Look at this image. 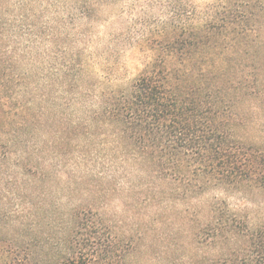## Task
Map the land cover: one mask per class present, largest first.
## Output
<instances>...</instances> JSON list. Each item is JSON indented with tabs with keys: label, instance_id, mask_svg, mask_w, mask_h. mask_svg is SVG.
Segmentation results:
<instances>
[{
	"label": "rangeland",
	"instance_id": "374dc122",
	"mask_svg": "<svg viewBox=\"0 0 264 264\" xmlns=\"http://www.w3.org/2000/svg\"><path fill=\"white\" fill-rule=\"evenodd\" d=\"M76 1L0 0V24L5 20L12 23L19 16L27 19L24 23H49L54 16L75 15ZM216 13L232 21L229 38L234 39L228 41L240 42V48L228 51L223 77L226 86L230 78L235 82L234 88L224 85L223 89L234 94L230 109L233 135L244 148L264 154V0H114L93 10L91 18L62 22L56 32L62 30L68 37L50 42L37 39L36 47L46 53L51 49L52 62L57 64L62 52L69 55L75 40L79 41L74 27L81 28L93 37V66L84 71L75 88H62L57 82L45 89L46 98H50L45 113L30 122L37 134L35 154L24 163L27 178L16 189H27L35 201L50 209L48 219L69 210L81 217L82 212L97 233L86 236L79 228L73 231L74 225L66 219L46 224L42 214L32 215L22 225L11 192L15 185L2 178L1 170L0 248L12 249L16 264H61L66 254L74 256L64 253L63 237L68 246L69 242L74 245V240L90 243L103 234L110 236L111 260L121 253V264H232L234 256H241L248 235L264 224L263 185L199 186L190 175H175L130 152L85 111L97 106L100 90L113 87L117 72L126 68L132 77L144 54L138 47L122 46L118 52L111 50L108 57L100 56L107 36L115 32L133 44L148 30L154 33L150 39L154 45L162 23L171 22L174 15L173 24H178L184 42L195 34L194 24ZM9 25L6 36L12 32ZM14 44L9 40L8 48ZM43 82L34 79V92H43ZM71 98H76L75 102L70 103ZM53 99L55 103L50 104ZM11 158H15L13 154ZM37 162L41 167L34 177ZM6 214L15 220L12 225H3ZM91 264L105 263L98 258Z\"/></svg>",
	"mask_w": 264,
	"mask_h": 264
},
{
	"label": "trees",
	"instance_id": "16d2710c",
	"mask_svg": "<svg viewBox=\"0 0 264 264\" xmlns=\"http://www.w3.org/2000/svg\"><path fill=\"white\" fill-rule=\"evenodd\" d=\"M113 1L77 0L75 15L68 12L54 16L49 23H24L27 19L23 16L12 23L5 20L13 26L8 36L4 32L10 25L0 24V173L3 170L2 178L7 177L6 181L15 185L11 192L17 201L22 225L32 215L42 214L46 224L66 219L65 222L74 225L73 231L79 228L78 232L86 236L97 233L91 230L92 226L85 221L82 212H79L81 217L69 210L66 214H57L59 218L48 219L50 209L35 201L27 189L20 192L16 187L27 178L24 163L32 160L35 154L37 134L31 129L30 122L45 113L50 99L46 98L45 89L57 82L62 88L77 87L94 60V52L90 49L93 37L81 28L74 27L79 41L75 40L69 55L66 50L62 52L57 64L52 62L51 49L43 52L36 47L35 41L50 42L54 38L68 37L62 30L56 32L62 22L91 18L93 10ZM170 18L171 22L162 23L158 30L159 41L154 45L150 40L154 33L148 30L133 44L115 32L107 36V45L100 56L108 57L111 50L118 52L122 46L138 47L144 54L138 58L132 77L124 68V72H117L112 80L116 82L113 87L100 90L97 106L92 111L91 108L85 110L90 111L88 118L99 120L105 130H111L130 152L150 160L155 167L165 166L175 175L184 178L190 175L200 183L199 186L212 184L237 188L248 182L264 186V154L250 147L244 148L234 137L230 110L234 94L223 90L224 85L234 88L235 83L230 78L226 86L223 80L225 63L230 58L228 51L240 48L238 40L228 41L234 39L233 36L229 38L232 21L219 13L211 15L194 24L195 34L183 42L178 24H173L175 16ZM9 40L15 42L11 48H8ZM179 41H182V47H179ZM195 52H198L196 57ZM180 53L184 55L180 56ZM34 79L37 83L44 81L40 94L34 92ZM75 100L71 98L70 103ZM53 103L54 99L50 104ZM12 154L15 158L10 160ZM39 167L40 162H37L34 177ZM6 216L3 225H12L11 221L15 220ZM103 235L96 236L90 243L74 240V245L69 242L68 246L63 237L64 253L66 250L74 256L66 254V261L61 264H91L98 258L105 264H121V253L116 260H111L110 253L114 251L109 245L110 236ZM240 255L234 256L232 264H264V224L248 235ZM15 262L12 249L0 248V264Z\"/></svg>",
	"mask_w": 264,
	"mask_h": 264
}]
</instances>
